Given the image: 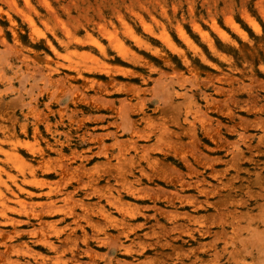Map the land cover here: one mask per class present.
I'll return each instance as SVG.
<instances>
[{"label": "rangeland", "instance_id": "rangeland-1", "mask_svg": "<svg viewBox=\"0 0 264 264\" xmlns=\"http://www.w3.org/2000/svg\"><path fill=\"white\" fill-rule=\"evenodd\" d=\"M48 203L55 250L12 233ZM0 227V264H264V0H0Z\"/></svg>", "mask_w": 264, "mask_h": 264}, {"label": "bare ground", "instance_id": "bare-ground-1", "mask_svg": "<svg viewBox=\"0 0 264 264\" xmlns=\"http://www.w3.org/2000/svg\"><path fill=\"white\" fill-rule=\"evenodd\" d=\"M139 18H140L141 22L143 23V25L146 28H149L150 27L149 25L146 24V22H145V20H144L143 17L139 16ZM29 20L32 21V19H29ZM255 26H257V25H255ZM127 28H128L127 31L130 34V36H132L135 39H137L136 34L131 30V28L130 27H127ZM195 28L198 29V30H201L198 24H195ZM178 30H179V33H180V35L182 37H184L187 41L191 42L189 40L188 36H186V33L184 32V30L182 29V27L179 26ZM15 40L18 41V36L16 34H15ZM112 41H114V46H115V49L117 50V52L120 54V56L122 58H124V60L127 63L135 62V59H136L137 56H136V54L133 51H131L128 47H125L124 44L119 39H117V38H115V39L113 38ZM47 44L49 45V47H52V44L50 43L49 40L47 41ZM211 46L213 47L212 43H211ZM184 58H185V60H187L186 57H184ZM166 60H167V62H168L169 65L172 64L170 60H168V59H166ZM94 70L95 69H93V68H89L88 69V71H94ZM116 71H118V72H120L121 74H124V75H133L134 74L132 72L131 68H129L128 66H118L117 69H116ZM81 72L82 71H80L78 74L81 75ZM107 72H108L109 76L113 79L114 74L112 72H109V71H107ZM34 131L35 132L37 131V128L36 127H35V130ZM115 141L116 140H114V142ZM49 145H51V144L49 143ZM124 151L120 150V148H119L118 155H115V157H116V165H119L121 162H124V160H125ZM16 158H18V157L16 156ZM16 158H13L12 159V164L13 165H16L17 164V159ZM31 169H33V168H31ZM30 174H31V176L37 177L36 174L33 171ZM23 176L26 177L25 174ZM124 178H125V175H124V173L121 172V169L120 168H116V171H115V179H116L117 184H118L119 187H118V196L115 198V200H116V204L118 206H123V204H124L123 203V200H122V195H121V189L123 188L122 186L125 185L124 184ZM159 178L165 179L162 176V174L160 175ZM26 179H28V178H26ZM165 180L168 181L167 179H165ZM33 181H35V179ZM36 181H38V180H36ZM125 191H127L129 193V190H125ZM200 205L201 204H199V206ZM197 206L198 205H196V206L194 205L193 208L195 209ZM56 207H55V205L53 203H48L42 212H40V213H38V214H36V215L33 216L34 217V220L33 221H31L29 217L26 220H22V221L19 220V219L18 220H11V226L13 228V230H12L13 232L12 233H18V234H20L22 231H20V230L17 229L18 228V224L21 223V222H24L27 225H30L32 227L29 230H27V233L30 234V241L33 244H40L44 248H46L47 250H50V249H52V250L54 249L55 250V248H57V245L55 244V241L52 240L51 237L48 234L46 235L45 232L40 231V229L41 228H46L47 229V228H51L53 226V223H52L53 221L47 220V217H50L53 214H55V211L57 210ZM57 212H58V210H57ZM6 218H8V217H6ZM7 222H10V221H7ZM74 229L73 228H69L67 231H64V230L57 231L56 234H55L56 235V237H55L56 239L55 240L56 241H59L61 243L68 242L70 239H72V236L75 234V230ZM62 233H64V234H62ZM4 235H5V231L0 227V237L2 239L1 243L2 242H4V243L6 242V238L7 237H5ZM66 244H68V243H66ZM9 247H11V246L9 245ZM24 249H25V251L28 254H31L33 256L36 255V253L33 252L32 251V248L28 245V243H25ZM79 256H80L79 251L78 250H77V252L75 251L73 257H74L76 263H80ZM63 262H68V260L60 259V263H63Z\"/></svg>", "mask_w": 264, "mask_h": 264}]
</instances>
